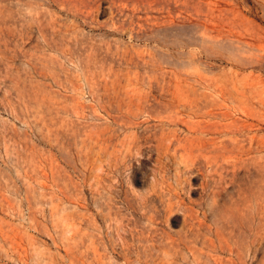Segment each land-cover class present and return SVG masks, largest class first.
Here are the masks:
<instances>
[{
    "label": "rangeland",
    "instance_id": "374dc122",
    "mask_svg": "<svg viewBox=\"0 0 264 264\" xmlns=\"http://www.w3.org/2000/svg\"><path fill=\"white\" fill-rule=\"evenodd\" d=\"M0 264H264V0H0Z\"/></svg>",
    "mask_w": 264,
    "mask_h": 264
},
{
    "label": "bare ground",
    "instance_id": "6f19581e",
    "mask_svg": "<svg viewBox=\"0 0 264 264\" xmlns=\"http://www.w3.org/2000/svg\"><path fill=\"white\" fill-rule=\"evenodd\" d=\"M159 152V151H158ZM158 154V153H157ZM159 157H160V155H159ZM164 158V157H163ZM188 165H189V163H188ZM189 167V166H188ZM192 167V166H191ZM184 178H185V176H184ZM182 182V181H181ZM177 186V185H176ZM175 192H176V190H175Z\"/></svg>",
    "mask_w": 264,
    "mask_h": 264
}]
</instances>
